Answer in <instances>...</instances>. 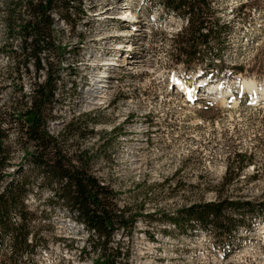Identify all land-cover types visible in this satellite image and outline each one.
I'll return each instance as SVG.
<instances>
[{"label": "rangeland", "instance_id": "1", "mask_svg": "<svg viewBox=\"0 0 264 264\" xmlns=\"http://www.w3.org/2000/svg\"><path fill=\"white\" fill-rule=\"evenodd\" d=\"M213 1L215 16L233 27L226 66L210 70L207 79L199 69L186 74L181 64L171 65L169 35L185 23L158 3L90 0L74 32L53 16L56 35L67 45L58 85L65 99L48 130L57 135L80 118L83 137L73 148L79 145L93 175L136 219L130 234H117L113 243L128 251V264H264V211L238 231L225 253L214 248L212 235H181L166 217L221 200L264 203V101L252 104L253 93L239 86L253 81L256 94L264 92V0ZM211 52L204 51L205 61ZM173 78L195 87L193 111L185 110ZM213 84L230 97L223 104ZM204 89L211 91L207 99ZM36 206L51 213L46 202ZM50 220L54 242L36 262L92 264V255L79 254L86 234L67 212L55 210Z\"/></svg>", "mask_w": 264, "mask_h": 264}, {"label": "trees", "instance_id": "2", "mask_svg": "<svg viewBox=\"0 0 264 264\" xmlns=\"http://www.w3.org/2000/svg\"><path fill=\"white\" fill-rule=\"evenodd\" d=\"M89 1L0 0L1 264H38L37 256L54 242L50 233L56 227L50 219L58 209L86 234L80 255H92V264H128V251L113 243L117 234H130L136 219L118 207L115 193L93 175L79 145L73 148L83 137L76 127L80 118H72L57 135L48 130L55 121L54 108L65 99L58 85L67 45L56 35L53 16L74 32L87 17ZM145 2L160 4L166 15L185 23L169 35L171 65L181 64L186 74L199 69L204 78L226 66L224 52L233 25L215 16L213 0ZM245 8L237 12L243 15ZM77 40L82 42L80 36ZM209 49L212 58L205 61L203 53ZM237 71L242 74L244 67ZM42 201L51 213L32 207ZM263 211L264 203L221 200L166 217L181 235L197 230L212 235L214 248L225 253L238 231L260 219Z\"/></svg>", "mask_w": 264, "mask_h": 264}, {"label": "bare ground", "instance_id": "3", "mask_svg": "<svg viewBox=\"0 0 264 264\" xmlns=\"http://www.w3.org/2000/svg\"><path fill=\"white\" fill-rule=\"evenodd\" d=\"M99 16L100 15H98V17ZM131 17H133V15ZM110 65L111 64H108V63H103L102 64V66H110ZM182 84H183V82L181 81V84H180V88L181 89H178L179 93L177 94V96L179 97V99H181V100L183 99V101H184V105L183 106L185 107V110L193 111V108H192L193 106H189V104H191V103L193 104L195 102L196 99H195V95L194 94L198 95V93H196L194 91L195 87L194 88L186 87V86H182ZM173 85H174V83H173ZM216 85L218 86V84H213V85H209V86L211 87V91H217L218 92L217 93L218 94L217 99L219 101V104H223L225 102L226 95L223 94V91H221V89L218 88L219 86L217 87ZM239 86H240L241 90L246 91V92L249 91V93L251 92L250 94L253 93V96L251 98V103L252 104H258L261 101H264V92H262V94H260V95L256 94L257 90H256V83L255 82H253V81H243V82H241V84ZM213 88H215V89L213 90ZM211 91H207L206 92V95H205L206 99L209 98L208 95H209V93ZM254 94H255V96H254ZM201 99H203V98H201ZM233 104H235V100H233Z\"/></svg>", "mask_w": 264, "mask_h": 264}]
</instances>
